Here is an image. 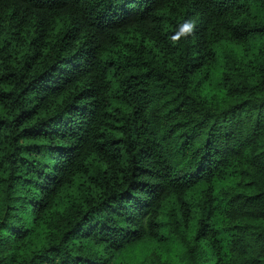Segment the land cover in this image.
Instances as JSON below:
<instances>
[{
    "label": "trees",
    "instance_id": "16d2710c",
    "mask_svg": "<svg viewBox=\"0 0 264 264\" xmlns=\"http://www.w3.org/2000/svg\"><path fill=\"white\" fill-rule=\"evenodd\" d=\"M0 264H264V0H0Z\"/></svg>",
    "mask_w": 264,
    "mask_h": 264
}]
</instances>
